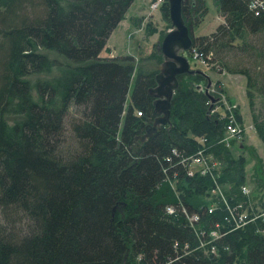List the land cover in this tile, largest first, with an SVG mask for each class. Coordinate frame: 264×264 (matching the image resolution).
Here are the masks:
<instances>
[{
  "label": "trees",
  "instance_id": "trees-1",
  "mask_svg": "<svg viewBox=\"0 0 264 264\" xmlns=\"http://www.w3.org/2000/svg\"><path fill=\"white\" fill-rule=\"evenodd\" d=\"M133 1L0 0V264H165L176 254L183 264H264V218L228 232L215 242V254H185V244H198L196 232L222 226L224 210L218 198H208L209 176L179 170L173 186L165 181L163 171H173L167 157L172 150L195 152L205 138V148L221 162L216 181L228 185L222 190L231 202L248 200L241 193L247 160L235 154L234 140L229 146L220 141L227 110L211 113L197 74L177 75L169 124L139 141L154 121L149 89L163 61L160 44L145 65L130 55L100 56ZM217 1L224 23L209 35L189 31L191 51L205 60L211 53L209 63L227 46L223 40L264 33V10L255 15L250 0ZM160 8L167 18V0ZM201 12L204 0H184L188 28ZM231 72L243 74L247 87L259 81L264 94V68L256 77ZM246 97L253 109L249 90ZM72 106L82 108L72 125L78 150L63 157L56 143ZM252 122L264 144V108L253 112ZM259 169L254 181L264 184ZM212 202L218 208L209 214ZM181 203L199 215L194 229L181 213H163Z\"/></svg>",
  "mask_w": 264,
  "mask_h": 264
},
{
  "label": "rangeland",
  "instance_id": "rangeland-1",
  "mask_svg": "<svg viewBox=\"0 0 264 264\" xmlns=\"http://www.w3.org/2000/svg\"><path fill=\"white\" fill-rule=\"evenodd\" d=\"M193 4L194 1L192 2V6ZM204 4L206 8L204 14L201 12L192 15L194 24H191L189 29L192 30L193 36L209 35L215 31L218 25L224 23V18L218 11L217 0H204ZM161 5L162 0H134L125 13L124 18L111 32L112 34H110V38H108L109 40H107L108 42L100 56L115 57L130 55L134 57L136 64L145 65L143 61L151 54L154 46L158 45V43L161 44L165 35L173 29L169 15L165 18L161 11ZM223 41V44L227 46L220 47V50L216 54L214 52L213 60L208 65L202 64L198 59L191 58L188 51L185 54L188 59L189 69L195 72L193 74L200 75L204 79L203 81H199V84L205 88L210 83L208 93L212 96L220 94V98L224 96V102L218 106V112L225 114L226 103L235 105V116L233 118H235L236 124L243 129V135L237 138L236 145L239 150H235V154L243 155L247 160L244 167V185L250 190V199L252 201L254 195L256 196L255 200L258 198L264 200V195L262 196L264 192L263 182L258 181V183L254 181L255 171L258 172L260 170L259 167L264 174V144L256 134L252 122L253 112L257 114L264 108V94L259 92V81L253 80V85L247 87V80L243 74L231 72V70H245L250 75L252 74L253 77H256L263 70L264 61L261 56L263 51L260 50H264V33L251 34L244 31L240 36H235L231 42H228L227 39ZM51 56L55 57L59 62L61 61L54 54H51ZM168 61L163 57V61L159 65V72L161 69H164V64ZM134 77L135 75L133 74L125 106L131 101L135 83ZM248 90L252 94L253 109H250L248 98L246 97ZM212 92H215V94ZM220 98L217 101H220ZM237 115L240 117V121L236 118ZM81 118L82 108L72 106L65 117L62 133L57 139L58 143H56L58 145V154H62L63 157L66 156L65 154H69L77 149V142L72 134V125L80 121ZM153 124L152 122L151 125ZM158 127L157 125L156 129ZM226 135L224 133V136ZM145 138H147L146 132L139 137V141L142 142ZM233 140L234 138H230V141ZM199 144L201 145L200 141ZM171 173H174V171ZM257 184H262L260 185L262 187L261 190H259ZM223 186L227 188L228 185H219L220 188ZM210 196H212L211 191L208 198ZM216 197L212 196L210 199ZM261 200L259 199V201ZM23 226L20 225L17 228L20 227L24 231Z\"/></svg>",
  "mask_w": 264,
  "mask_h": 264
},
{
  "label": "built area",
  "instance_id": "built-area-1",
  "mask_svg": "<svg viewBox=\"0 0 264 264\" xmlns=\"http://www.w3.org/2000/svg\"><path fill=\"white\" fill-rule=\"evenodd\" d=\"M249 9L255 11V15H257L259 12L264 10V0H250L249 3ZM192 56L194 59H198L202 62V64L208 65L209 62L207 60L211 59V53H209L206 56V60L197 52L191 51ZM224 96H221V103L224 102L223 99ZM219 102V101H217ZM207 103H210L209 101ZM218 105V104H217ZM215 105L214 108H212L211 113H215L218 111V106ZM226 110L228 115L226 116V125L227 129H225V135L220 140L222 143H225L226 146H229L230 138H234L235 143L238 141L237 138H240V135L238 134L241 129L236 123L234 117V110L235 105L233 104H227L226 103ZM137 113H140L139 111ZM230 114V115H229ZM223 118V116H221ZM236 137V139H235ZM201 142V147L198 149V152L196 154H199L196 157V154L192 155L191 157H183L181 158V163L185 166V171L187 176H194L196 174L201 176H209L213 182L214 187L211 189V195L217 196L221 201V207H223L224 210V216L222 218V226H220L218 223L215 224L214 228L210 231L206 232L204 230H200L196 232L201 247L209 244L211 242H217L219 239H221L224 235H226L228 232H231L233 230H237L239 228L244 227L246 224L252 222L255 219L258 218H264V200L259 201L258 199H253V201L250 199V190L247 188L246 185L241 186V193L248 197L247 201H240V202H231L228 198H226L222 188L219 187V184L216 181V177L219 176V172L215 173L216 170L219 171L220 169V162L213 156L211 152L205 148L206 140L205 138H201L198 140V142ZM204 144V145H202ZM177 150H172L173 154H175ZM187 166V167H186ZM174 171V170H173ZM164 172V180L169 182L171 186L174 185L173 180L176 179L177 175L176 172L172 173L170 176L168 172ZM218 174V176H217ZM210 196V198L212 197ZM218 208V205L216 202H212L208 208L207 212L210 214L215 209ZM165 211L170 214L174 215L177 213H181L188 223L195 225L196 222L199 221V215L197 213H191L189 214L187 210H184L183 207L177 208L173 205H167L165 206ZM253 214V215H251ZM195 222V223H194ZM264 234V231L262 232ZM187 248V245L184 246V249ZM212 253H215L214 248H212Z\"/></svg>",
  "mask_w": 264,
  "mask_h": 264
},
{
  "label": "water",
  "instance_id": "water-1",
  "mask_svg": "<svg viewBox=\"0 0 264 264\" xmlns=\"http://www.w3.org/2000/svg\"><path fill=\"white\" fill-rule=\"evenodd\" d=\"M183 2L184 0H168L169 18L173 29L163 38L160 49L162 56L169 61L165 62L164 69L156 74L155 87L149 89L150 95L154 98V124L146 127L147 137L156 130L157 125L169 124L171 99L178 87L177 75L195 73L189 69L185 54L191 48L192 41L189 36L190 29L182 17ZM209 86L210 83L204 88V93L213 104L216 100L208 93Z\"/></svg>",
  "mask_w": 264,
  "mask_h": 264
},
{
  "label": "bare ground",
  "instance_id": "bare-ground-1",
  "mask_svg": "<svg viewBox=\"0 0 264 264\" xmlns=\"http://www.w3.org/2000/svg\"><path fill=\"white\" fill-rule=\"evenodd\" d=\"M190 50V49H189ZM203 92H204V90H203ZM154 101V100H153ZM137 116H141V113H137ZM235 116V115H234ZM235 123H236V121H235ZM227 124V123H226ZM224 125L223 126V128H224V130L225 129H227V125ZM148 126H151V124H149ZM239 135H240V137L243 135V131L241 130L239 133H238ZM198 152V149L195 151V152H192V153H187V152H183V151H176L175 152V154L176 155H174L173 154V152H171V154L172 155H170V156H168L167 157V161H166V163L168 164V167L170 168V169H173L175 172H176V175H178V172H179V170L180 171H182L183 173H186V171H185V166L180 162L181 161V158H183V157H187V158H189V157H191L192 155H194V154H196ZM199 154H196V157L198 156ZM214 156V155H213ZM187 167V166H186ZM166 172H168L167 170H165ZM217 172H219L218 170H216L215 171V173H217ZM181 205H182V203H181ZM183 206V209L184 210H187L186 209V207L184 206V205H182ZM163 213L165 214V215H170V214H168L166 211H165V209H163ZM251 215H253V214H251ZM257 219H255V220H253V221H256ZM252 221V222H253ZM195 223V222H194ZM197 223V222H196ZM251 223V222H250ZM186 225H187V223H185ZM187 226H189L190 228H192V229H194V225L193 224H190V223H188V225ZM243 228V227H242ZM240 229V228H239ZM263 232V231H262ZM195 236H196V238H197V240H198V244L196 245V247L194 248V249H191V248H189L188 247V245L187 244H185V245H187V248H185V254L187 255V254H189L190 252H192V251H195V250H201L202 249V251L203 252H209V254H215V253H217V244L216 243H214V242H211V243H209V245H208V248H207V250L205 249V248H203V247H201V245H200V241H199V239H198V237H197V235L195 234ZM212 248H214V251H215V253H212V252H210V251H212ZM141 258H142V256L141 255H139L138 257H137V263H139L140 261H141ZM181 258V256L180 255H178V254H176L174 257H173V259L172 260H169V262H167V263H165V264H172L173 262H176V263H179V264H183V263H181L180 261H179V259ZM184 264H186V263H184Z\"/></svg>",
  "mask_w": 264,
  "mask_h": 264
},
{
  "label": "crops",
  "instance_id": "crops-1",
  "mask_svg": "<svg viewBox=\"0 0 264 264\" xmlns=\"http://www.w3.org/2000/svg\"><path fill=\"white\" fill-rule=\"evenodd\" d=\"M112 34V33H111ZM110 38V37H109ZM109 40V39H108ZM108 42V41H107Z\"/></svg>",
  "mask_w": 264,
  "mask_h": 264
}]
</instances>
